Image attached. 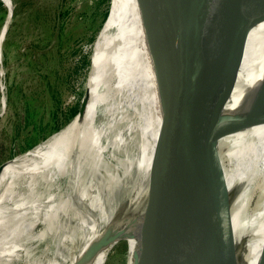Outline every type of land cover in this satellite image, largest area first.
Instances as JSON below:
<instances>
[{
  "label": "bare ground",
  "instance_id": "6f19581e",
  "mask_svg": "<svg viewBox=\"0 0 264 264\" xmlns=\"http://www.w3.org/2000/svg\"><path fill=\"white\" fill-rule=\"evenodd\" d=\"M1 1L9 12L14 10L12 0ZM220 1L224 3L225 10L234 14L243 11L237 9L239 0H207V13L210 14L216 8H223ZM241 1L245 4L246 11L248 1ZM127 4L136 6V19L125 12ZM137 4V0H112L109 18L96 38L90 66L91 75L80 109L74 118L58 133L2 166L0 259L5 258L12 262L14 256L19 254L18 251H25L27 257L29 252H32L29 246H32L34 241L41 242L49 240L52 236L57 237L54 227L60 216L59 201L56 203L59 192L54 198L48 199V195L43 198V193L37 189V185L40 181H53L58 176H63V187L58 188L61 192L76 187L74 195L72 194L73 200L71 199L73 205L69 207L63 203V210L67 217H70V226L71 223L73 225L70 237L78 235L82 247L76 255L78 250L67 246L70 258L66 257V261L61 264H105L109 250L129 224L122 210L127 206L131 193H123V198L111 205L112 211L111 207H108L109 202L100 196H93L87 205L85 199L88 191L85 181L80 179L83 171L79 170L78 166L88 162L97 166V157L107 151L111 158L123 160L125 172L135 181L132 198L135 201L137 195L138 197L131 220L139 226L136 234L139 235L140 241L146 235L148 228L141 229L143 222L145 226L148 225L144 211L145 190L142 185L147 176L148 139L153 143L152 138L156 135V130L151 128L149 120L146 121L143 126L145 141L142 145L129 121L120 114L124 108L113 98L108 78V63L114 61L118 75L116 87L127 86L132 89L136 86L139 91L138 100L133 103L136 106L139 102L137 109L140 110L142 104L143 107L149 105L152 108L154 97L158 100L152 58ZM262 12L264 5L258 0L242 18L240 27L228 35L223 43L218 39L207 44L208 26L205 20L203 43L199 50L200 60L226 45L242 32L244 25ZM12 13H9L8 21L11 20ZM8 24L5 23V28ZM4 29L0 33V45ZM249 31L240 68L225 108V111L234 112V118L218 127L213 137L216 168L220 174L211 179L206 191L207 195L212 190L213 180H218L217 199L213 202L210 217L216 226L218 237L215 246L222 255V264H257L264 248V122H255L257 114L264 113V82L254 92L264 78V17L258 19ZM114 41L115 44L119 43L118 47L104 57V52L111 48ZM249 90L252 94L245 96ZM102 113L107 116V122H97V117L99 114L103 116ZM125 120L126 130H122L121 134L115 132V137L111 139V132L116 131ZM127 146L130 148L128 151L125 150ZM130 152H133L132 156ZM198 154V150L194 151L191 162ZM38 224H43V231L39 232L38 236H32L31 233ZM103 234L105 240L100 242ZM136 234H131L132 238ZM97 244H103L105 247L97 246L89 251L90 247Z\"/></svg>",
  "mask_w": 264,
  "mask_h": 264
},
{
  "label": "water",
  "instance_id": "95a60500",
  "mask_svg": "<svg viewBox=\"0 0 264 264\" xmlns=\"http://www.w3.org/2000/svg\"><path fill=\"white\" fill-rule=\"evenodd\" d=\"M97 1L101 13L98 36L109 18L112 0ZM247 1L245 11V4L239 0L237 9H243L241 13L225 10L220 1L223 8L208 14L207 0H137L158 95L152 108L142 104L139 110L136 108L139 102L134 106L138 89L116 87L115 62L108 63L113 98L118 103L127 100L119 113L129 121L141 144L145 141L146 121L156 130L153 143L147 138V176L142 185L148 225L143 222L141 229L147 227L148 231L132 254V264H222V255L215 246L216 226L210 217L217 199L218 180H213L212 190L206 195L209 182L220 174L213 137L218 127L234 118V112L225 108L249 30L264 17V12L206 58L200 60L199 50L205 20L207 44L218 39L223 43L258 2ZM261 1L263 6L264 0ZM136 11L135 5L127 4L125 12L131 18L136 19ZM115 43L104 52V57L118 47L119 43ZM263 82L264 78L254 92ZM261 121L264 122V113L255 118L256 123ZM196 150L199 154L191 162ZM6 162L0 165V170ZM257 264H264V248Z\"/></svg>",
  "mask_w": 264,
  "mask_h": 264
},
{
  "label": "rangeland",
  "instance_id": "374dc122",
  "mask_svg": "<svg viewBox=\"0 0 264 264\" xmlns=\"http://www.w3.org/2000/svg\"><path fill=\"white\" fill-rule=\"evenodd\" d=\"M12 1L13 13L0 0V33L5 23H9L0 45V165L58 133L74 118L91 75L101 18L97 0ZM9 13H12L10 21L7 18ZM86 56L88 62H85ZM125 102L127 104V100ZM125 102L119 105L125 106ZM75 107L78 110L74 114ZM102 115L99 114L97 122H107V116ZM126 125L127 122L122 121L117 130L111 132V139L115 132L121 134ZM129 149L127 146L125 150ZM96 161L97 166L90 162L78 166L83 171L80 179L85 181L88 191L87 205L93 196H100L109 202L112 211L111 205L124 194L131 193L122 210L129 224L109 250L105 264H132V254L140 243L136 234L139 226L131 220L138 197L135 201L132 198L135 181L125 172L123 160L111 158L108 151L100 154ZM63 184V176H58L53 181L46 179L37 185L43 198L47 195L48 199L54 198L59 192L56 203L59 201L60 216L54 227L57 237L34 241L29 246L32 251L29 256H25V251H18L20 255H15L12 262L4 258L0 259V264H61L66 257L70 258L67 246L78 250L76 255L79 254L81 239L76 234L70 237L73 225L70 226V217L63 210V203L73 205L71 199L76 187L61 192L58 188L62 189ZM49 187L52 189L50 193ZM43 228V224H38L32 236H38ZM131 234L136 236L132 238ZM99 240L104 242L105 234ZM97 246L105 247L97 244L89 251Z\"/></svg>",
  "mask_w": 264,
  "mask_h": 264
},
{
  "label": "trees",
  "instance_id": "16d2710c",
  "mask_svg": "<svg viewBox=\"0 0 264 264\" xmlns=\"http://www.w3.org/2000/svg\"><path fill=\"white\" fill-rule=\"evenodd\" d=\"M1 10L4 11V8H1ZM85 62H88V57H87V56H86V58H85ZM76 110H78V109H76V107L73 108V113H74V114H75ZM76 114H77V112H76Z\"/></svg>",
  "mask_w": 264,
  "mask_h": 264
}]
</instances>
